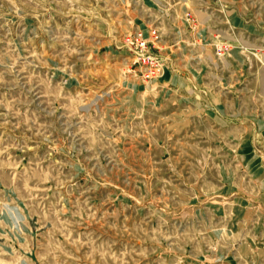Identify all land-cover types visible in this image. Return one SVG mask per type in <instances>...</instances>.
<instances>
[{"label": "rangeland", "instance_id": "374dc122", "mask_svg": "<svg viewBox=\"0 0 264 264\" xmlns=\"http://www.w3.org/2000/svg\"><path fill=\"white\" fill-rule=\"evenodd\" d=\"M0 264H264V0H0Z\"/></svg>", "mask_w": 264, "mask_h": 264}, {"label": "built area", "instance_id": "2783aa9c", "mask_svg": "<svg viewBox=\"0 0 264 264\" xmlns=\"http://www.w3.org/2000/svg\"><path fill=\"white\" fill-rule=\"evenodd\" d=\"M135 39H136V45L141 46V47L144 46L145 40L142 37L136 36Z\"/></svg>", "mask_w": 264, "mask_h": 264}]
</instances>
